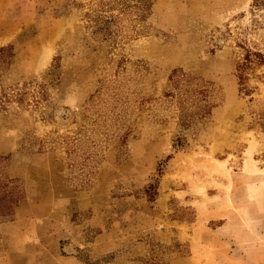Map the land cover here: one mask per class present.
I'll list each match as a JSON object with an SVG mask.
<instances>
[{
  "label": "rangeland",
  "instance_id": "374dc122",
  "mask_svg": "<svg viewBox=\"0 0 264 264\" xmlns=\"http://www.w3.org/2000/svg\"><path fill=\"white\" fill-rule=\"evenodd\" d=\"M110 1L0 0V264H264V0Z\"/></svg>",
  "mask_w": 264,
  "mask_h": 264
},
{
  "label": "trees",
  "instance_id": "16d2710c",
  "mask_svg": "<svg viewBox=\"0 0 264 264\" xmlns=\"http://www.w3.org/2000/svg\"><path fill=\"white\" fill-rule=\"evenodd\" d=\"M141 7L140 12L141 17L144 16V10L146 9L145 7V0H137ZM109 5V10H112L113 7H120V8H127L129 7V3L125 2V0H112L108 2ZM104 24H108L109 21H102ZM2 50V49H1ZM258 58L261 60L262 57L261 55H257ZM250 59L249 57L245 58V62L238 66V81L239 84L244 81V74L243 71L245 70V67H247L250 64ZM169 81L171 83V86L174 89H179V91L182 92L183 95H188V97H185L181 99V101H178L182 116H181V122L183 125H188L190 124L193 119L196 118H205L207 115H209L211 109L214 107L211 102H209V96L211 93V90L209 88V85L198 78L192 77L190 75H187L181 71H174L171 76L169 77ZM190 93V94H189ZM190 95V97H189ZM181 96V95H180ZM182 98V97H180ZM189 100H191L189 102ZM190 104V107L192 110L190 112L188 111V108L184 106V104Z\"/></svg>",
  "mask_w": 264,
  "mask_h": 264
}]
</instances>
